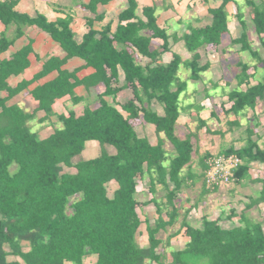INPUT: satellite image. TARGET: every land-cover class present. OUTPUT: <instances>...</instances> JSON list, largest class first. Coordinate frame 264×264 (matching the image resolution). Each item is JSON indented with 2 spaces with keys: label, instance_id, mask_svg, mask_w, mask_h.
Returning <instances> with one entry per match:
<instances>
[{
  "label": "trees",
  "instance_id": "1",
  "mask_svg": "<svg viewBox=\"0 0 264 264\" xmlns=\"http://www.w3.org/2000/svg\"><path fill=\"white\" fill-rule=\"evenodd\" d=\"M111 1L91 0L86 6L97 10L99 4ZM18 2L0 1V19L6 25L18 26L13 38H0V55L24 35L27 25L41 27L67 52L64 58L51 57L35 77L38 80L54 70L59 71L55 80L33 91L40 102L39 109L46 112V119L55 115L53 105L58 98L71 95L74 103L85 99L75 94L79 84L90 87L103 83L106 90L100 96L98 107L87 106L79 116L72 110L68 115H58L61 127H56L49 137L41 138L31 124L35 112L8 104L32 83L25 81L13 88L8 82L10 76L19 75L29 66L32 43L12 59L0 61V264H85L89 255H97L94 264H146L148 261L166 264V254L159 252L164 239L158 235L178 222L181 216L176 204L178 195L189 179L204 175L209 169L208 161L215 155L210 151L202 155L199 147L195 149L196 133H189L185 138L178 136L177 125L183 110L194 105L182 106L188 81L183 80L176 86L173 83L181 67L191 70L188 79L194 81L201 80L202 74L211 68L210 61L202 63L199 49L223 44V36L230 33L227 7L230 2L237 5L236 15L242 26L240 36L233 38L232 43L240 45L242 51H249L256 63H238L237 86L227 93L229 107L224 108L228 131L241 128L239 117L248 109L256 115L259 103L264 104V79L252 82L259 66H264V57L250 40L249 19L243 5L238 0H222L220 6L209 9L210 22L206 26H192L190 33L175 37L174 42L185 41L191 58L184 59L180 53L173 52L169 63L151 66L141 64L136 52L155 59L160 53L172 51L171 37L159 26L154 7H144V20L138 15V1L129 0L115 32L111 25L101 31L91 27L79 43L71 28L72 18L53 22L41 14L31 17L16 10ZM246 5L250 7L251 22L264 48V0H246ZM124 21L127 23L123 24ZM145 31L153 34L147 35ZM153 38L163 39L161 51L151 50ZM74 56L96 68L91 79L79 80L77 71L62 69ZM252 69L254 71L250 72ZM243 84L247 85L246 89L241 88ZM126 88L133 89L134 98L120 103L118 93ZM4 90L8 92L6 97L1 96ZM106 96L113 97L114 102L108 101ZM154 101L163 106V114L155 110ZM231 115L236 116L234 122L229 119ZM141 116L146 123L154 125L156 144L148 136L140 135L133 125L131 120ZM212 117L218 118L215 110ZM259 119L257 124L246 128L244 145L239 148L230 145L219 154L235 155L242 160L234 169L236 181L262 183V189L257 196L250 197L251 202L244 211L231 210L228 218L239 217L240 224L233 222L230 227H224L220 218L211 219L208 215L203 216L201 227H194L188 221L191 209H187L181 227L190 240L184 248L172 250V264H264L263 221L246 213L264 203V178H254L251 173L255 162L264 164V147L260 145L263 135L255 131L261 126ZM198 122L199 130L206 128L207 132L222 137L227 132L212 129L201 116ZM166 140L175 149L172 156ZM89 141L99 142L101 154L75 162ZM108 145L114 147L115 153L109 152ZM195 154L199 156L200 173L192 168ZM186 167L189 172L184 174ZM147 175L154 195L147 204H155L158 218L154 224L146 219L149 245L141 246L138 234L143 221L136 194L139 178ZM113 181L118 183V188L110 195L107 184ZM158 184L163 185L166 201L156 196ZM181 229L168 237L166 245L171 246V239L181 233Z\"/></svg>",
  "mask_w": 264,
  "mask_h": 264
},
{
  "label": "crops",
  "instance_id": "2",
  "mask_svg": "<svg viewBox=\"0 0 264 264\" xmlns=\"http://www.w3.org/2000/svg\"><path fill=\"white\" fill-rule=\"evenodd\" d=\"M90 1L91 0H19L16 6V10L20 13L27 14L31 17H35L41 14L46 16L49 21H53V22L58 21L60 19L72 18L71 28L75 33V39L77 40V42L81 43L84 39L85 34H87L90 31L91 27H94L96 30L101 31L104 27L111 25L112 32H115L118 25L121 23L120 21L121 13L124 10H126L129 6V0H112L108 4H99L97 6V10H91L86 6ZM137 1L139 3L138 15L144 20H146V16L143 14L144 7H154L156 9V15L158 17L159 26L165 29L167 34L171 37L170 41H171L172 51L160 53L158 54V56H156L155 59H151L148 56H144L139 52H136L137 60L141 64L143 65L149 64L151 66H157L160 64L169 63L173 59V52L180 53L184 59L191 58L192 57L191 55L185 56L184 55L185 53H183V51L186 50L185 41L183 39L182 40L180 39L177 42H174L175 37L181 38L185 33H190V27L192 26L193 27L206 26L210 22L209 9L216 8L220 6V4L222 3V0H137ZM233 3L234 2H230L227 6L230 14L229 15L230 33L225 34L223 36V43L225 37L228 35L230 37L229 47H236L235 52L237 54L240 53V55L243 56L244 53L245 54L248 53L249 55H251L249 51H242L240 49L241 47L240 45H236L232 43V39L239 37L241 34V31L239 34L238 33L235 34L234 33L235 31H233L232 28L233 22L235 27L234 19L238 20V18L235 16V14L238 11H236V13L233 12V7H232ZM89 19L91 20V22L88 21ZM126 23L127 21L123 22V24ZM17 27L18 26L15 23L11 25H6L0 19V38L2 36L13 38L16 35ZM145 34L151 36L153 32L145 31ZM249 34L251 40V33L249 32ZM163 42L164 41L161 38H153L151 42V50L158 49L161 51ZM30 43H32L33 51L29 54L28 57L29 66L24 70V72L20 73L19 75L10 76L8 82L9 85L13 88L17 87L19 84L25 81H30V82L32 81V83L27 88L23 89L19 94L15 95L11 100H9L8 104L9 105L17 104L29 113L35 112L36 114L35 119L31 122L33 129L40 135L41 138H47L54 133L56 127H61L62 125L61 122L58 120L59 119L58 115H62V114L68 115L69 111L72 110L75 111L76 114L79 116L84 112L87 106H90L92 108L98 107L100 105V96L105 92L106 86L103 83L90 87L89 85H85V84L77 85L75 88V94L78 96H83L85 97V99L79 103H74L71 95H66L62 98H58L53 105V110L55 111V115L46 119V112L45 110L39 109L40 102L34 97L33 91L36 87L55 80L59 75V71L54 70L50 72L48 75L38 80H35V77L43 70L45 62L48 61L51 57L56 56L59 58H64L67 55V52L64 50V48L61 46L59 42L55 41L53 37L48 32L43 30L41 27H39L38 25H27L24 27V35L16 39L14 43L9 47V49L0 55V61L3 59H8V60L12 59L19 50H21L23 47L27 46ZM209 46L212 45H206L201 49H199V52L202 55V59L206 57L205 55L206 49H209ZM210 56L212 55L210 54ZM262 56L264 57V54H262ZM240 61L255 64L252 63L251 61H247L244 59H239L238 63ZM210 62H211V68L209 70L213 68V63H212L213 61L210 60ZM238 63H237V67L239 68V72H240V67ZM62 69H66L70 72L77 71L76 75L79 80H89L96 73V68L87 65L86 61L79 56H74L72 58H69L62 67ZM250 72L252 71L250 70ZM259 72H261V75H259ZM121 75H122L121 79H123L124 73L122 70H121ZM258 75L261 79H264V66H259L257 70L256 78L252 79L253 83L257 82V80L260 79L257 78ZM175 80L173 83L174 86H176ZM186 80L188 81L189 79L187 78ZM211 84L213 86H217L220 83L219 81H217ZM227 85L233 88L237 86V84L236 85L233 84L232 81H227ZM205 88L206 91H208V88L210 87L206 85ZM241 88L246 89L247 85L243 84ZM188 89H189V82H188ZM188 89L184 94H186L185 97L189 98V96L191 95L188 93ZM196 94L199 95L198 93ZM1 96L2 97L8 96V92L6 90L2 91ZM132 96L134 97L133 89L126 88L118 93L117 100L120 103H125L127 100L132 99L133 98ZM210 97L211 94L209 93L205 94L203 98L200 99L198 98L193 106L195 109L196 108L200 109L201 112L200 116L203 119H206L209 122V125L214 119L212 117V111L214 110L213 109L214 107L212 109H208V106H210L209 105L210 102L208 103L207 99H210ZM105 98L110 102H114L113 97L111 96H106ZM154 104L155 102L153 103V105ZM118 107L122 110L121 106ZM249 110L252 109H248L245 115H241L239 117V120L241 121L242 125H245V127L241 126L240 128V129L243 128V130L241 135L238 137L240 145L237 146V148L245 144L244 137L246 136L245 131L248 125L254 126L255 124H257L258 119L256 115L260 117L261 126L264 124L263 123L264 114H262V116L260 115V112L262 113L263 111V107L260 111L259 105L257 106L256 115L253 110L252 112H249ZM123 113L125 114L127 112L123 111ZM252 113L254 115L253 117L251 116ZM217 114H218V118H217L218 123L223 122L222 115L219 112H217ZM233 116L231 115L229 119L230 120L236 119V116L234 117ZM246 117H249L250 119L246 120L245 119ZM180 118L178 120L177 128L179 126ZM252 118L255 120H253ZM243 120H245L246 122L244 123ZM150 125L154 127V125L152 124ZM255 131L259 132L257 127L255 128ZM259 134L264 135V133L262 132H259ZM219 136L221 135L219 134ZM90 142L91 141L87 143V146ZM152 143L156 144V142H152ZM95 144L96 143L89 145L88 148V150L90 152L92 151V154L94 155L98 152V148L96 147ZM222 148L223 147L221 146L218 152H220ZM86 150L87 148L84 150V152H86ZM216 153L217 152H212V154H216ZM28 249L29 247H26L25 250Z\"/></svg>",
  "mask_w": 264,
  "mask_h": 264
},
{
  "label": "rangeland",
  "instance_id": "3",
  "mask_svg": "<svg viewBox=\"0 0 264 264\" xmlns=\"http://www.w3.org/2000/svg\"><path fill=\"white\" fill-rule=\"evenodd\" d=\"M238 1L243 5V9L247 13L246 15L249 19V32L251 33V40L252 42H254V46L259 47L262 54H264V48L261 46L259 35L257 34L256 30L254 29V25L251 22L252 13L250 7L246 5V0ZM232 7L233 12L236 13V11H238L237 5L233 3ZM236 14L235 16L237 17ZM234 20L235 27L232 19L233 31H235V34H239L240 31L242 32V26L238 20ZM229 44L230 37L227 35L222 45L209 46V49H206V57L202 59V63L211 60L213 61V68L208 72L203 73V78L200 81L188 80V93L191 96H189L188 98L185 97L186 94L182 95V106L186 108L188 105H194L198 98H203L205 94L209 93L211 94V97L210 99H207L208 103L210 102V106H208V109H212L214 107L213 109L222 115L223 122L218 123L217 118H214L213 121L210 123V127L214 130L222 129L224 131H227L225 134L226 136L224 137L211 134L210 132H207L206 128H203L201 130L198 129V117L201 115L199 108L195 109L193 107L194 109L183 110V115L180 118L179 126L177 128V134L179 137L185 138L189 133H196V135L193 137V143L195 145V149L199 147L200 154L202 155L205 154L207 151H210L211 153L217 152L213 156H218L220 155L218 150L221 146L223 148H226L230 145H235L236 147L240 145L238 137L241 135L243 128L240 129L238 127L235 128L233 131H228L229 125L226 122L228 117H226L224 108L229 107V103L227 102V93L232 88L231 86L227 85V81H232L233 84L236 85L237 82L235 80V76L239 72V68L237 67L239 59L251 61L252 63H256V60L252 57V55H249L248 53H244L243 56H241L240 53L237 54L235 52L236 47H229ZM183 53H185V56H192V53H190L187 48L183 51ZM210 54L212 56H210ZM251 71L253 72L254 70L252 69ZM190 73V69L181 67L178 76L179 78L175 80L176 85L182 80H186L187 78H189ZM259 75H261V72H259ZM259 75L257 76V78H260ZM217 81H219V85L213 86L211 84ZM206 85L210 87L208 88V91H206ZM195 92L199 95H197ZM154 102L155 104L153 105V107L155 108V110H157L160 114H163V106L158 101ZM226 103H228V105H226ZM262 107L263 104L260 103V111ZM249 112H252V110H249ZM262 114L264 113L260 112L261 116ZM125 115L128 116L127 113H125ZM251 116H254L253 113ZM245 119L247 120L250 118L246 117ZM131 121L137 131L140 133V135L148 136L151 142L157 143V134L155 132V128L150 124L146 123L142 116L139 119H133ZM243 121L244 123L246 122L245 120ZM242 126L245 127V125ZM258 131L264 133V124L258 127ZM93 143H96L95 145L98 148V152L95 155L92 154V151L90 152L88 150L89 145ZM260 145L264 146V137L260 141ZM166 147L169 150L170 155L172 156L175 153V149L172 143L168 140H166ZM86 148V152H84L82 155L77 156L74 159L75 162L79 160L91 159L101 154L102 149L98 141H91ZM107 149L110 153H115L113 146L108 145ZM198 158L199 156L195 154L194 162L192 164V168L195 173H200L202 171V168L198 163ZM252 169V176L254 178H264V164L256 162L254 163ZM187 172H189L188 167L184 169V174H186ZM107 186L110 195H113L114 191L118 188V184L115 181L107 184ZM157 187L158 193L156 196L160 199V201H166V198L164 196L165 190L163 188V185L158 184ZM260 189H262V183H255L251 180H245L239 183L235 179H232L229 182L217 184L215 186L209 185L207 182L206 172L204 173V175H199V177L197 176L194 180L189 179L182 192L178 195V199L176 201V204L180 207L181 212V216L178 222L173 226H169L167 230H162L158 235L159 237L164 239V243L159 247V252L166 254V264H172V250L184 248L187 242L190 240V238L185 232V228L181 227L182 220L187 209H191L188 214V221L194 227L202 226V219L204 215H208L211 219L220 218L221 223L224 227H230L233 222L236 224H240L239 217L233 218L232 220L228 218V215L231 213V210L235 209L236 211H238V213L244 211L245 206L251 202L250 197H252L253 195L257 196L259 194ZM153 196V193L150 191V179L148 175L144 179L139 178V186L136 197L139 201L138 212L143 221L140 227V233L138 234V242L141 246L149 245V236L147 232L146 219H149L150 223L154 224L155 220L158 218L157 207L155 206V204H147V201L151 200ZM246 213L252 218L263 221L264 224V203H262L258 207H254L247 210ZM164 216L167 218L166 211L164 212ZM180 229L181 233L171 239V246L166 245L168 237ZM96 260L97 255H89L85 258V264H94ZM146 264L158 263L148 261Z\"/></svg>",
  "mask_w": 264,
  "mask_h": 264
},
{
  "label": "built area",
  "instance_id": "4",
  "mask_svg": "<svg viewBox=\"0 0 264 264\" xmlns=\"http://www.w3.org/2000/svg\"><path fill=\"white\" fill-rule=\"evenodd\" d=\"M1 2L9 0H0ZM242 160L235 155L213 156L209 161L207 173V182L209 185L226 183L234 179V169H236Z\"/></svg>",
  "mask_w": 264,
  "mask_h": 264
},
{
  "label": "bare ground",
  "instance_id": "5",
  "mask_svg": "<svg viewBox=\"0 0 264 264\" xmlns=\"http://www.w3.org/2000/svg\"><path fill=\"white\" fill-rule=\"evenodd\" d=\"M146 11V10H145ZM132 15V14H131ZM210 26V25H209ZM170 80V79H169ZM155 82V81H154ZM164 83V82H163ZM161 85V84H160ZM183 86V85H182ZM262 89V88H261ZM176 100V99H175ZM243 100V99H242ZM246 102V101H245ZM249 104V103H248ZM168 116V115H167ZM174 120V119H173ZM155 121V120H154ZM233 121V120H232ZM235 121V120H234ZM233 121V122H234ZM251 132V131H250ZM178 145V144H177ZM242 156V155H241ZM245 159V158H244Z\"/></svg>",
  "mask_w": 264,
  "mask_h": 264
}]
</instances>
